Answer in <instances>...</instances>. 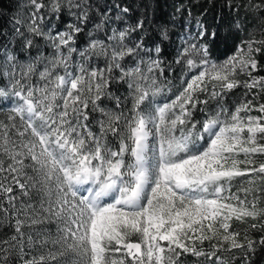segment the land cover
Returning a JSON list of instances; mask_svg holds the SVG:
<instances>
[{"label":"snow or ice","instance_id":"obj_1","mask_svg":"<svg viewBox=\"0 0 264 264\" xmlns=\"http://www.w3.org/2000/svg\"><path fill=\"white\" fill-rule=\"evenodd\" d=\"M207 4L172 61L169 29L152 47L132 40L145 22L119 27L120 4L113 16L94 0H26L25 18L0 31V101H12L0 120V264H253L264 249V103H253L264 0ZM217 6L241 36L220 63L201 18ZM173 64L181 88L157 103Z\"/></svg>","mask_w":264,"mask_h":264},{"label":"trees","instance_id":"obj_2","mask_svg":"<svg viewBox=\"0 0 264 264\" xmlns=\"http://www.w3.org/2000/svg\"><path fill=\"white\" fill-rule=\"evenodd\" d=\"M26 0H0V31L10 32L12 29V18L19 16L25 18L26 9L24 7ZM94 3L99 5L100 10L111 9L112 15L115 16L117 9L116 4L121 7H127L130 11L124 14V19L118 23L125 27L127 25H135L138 21L144 20L145 29L143 32L132 33L131 38L137 40L143 35L144 43L148 47H152L154 43L160 41V31L162 28L169 29L170 40L164 41L162 47L165 50L164 59L172 61L177 55V41L180 35L184 32L186 25L198 17L201 11L208 7L207 0H94ZM177 8H181V12H177ZM190 10L192 15L188 16L187 11ZM219 7L211 8L205 16L201 17L210 28L217 31V38L209 45L212 53V59L216 62L223 61L234 54L236 46L240 42L241 36L235 31L233 25L234 17L225 12L222 16H218ZM95 15L98 16V13ZM70 19L69 17H62L60 22H57L58 28L63 27V21ZM91 27V25H89ZM84 34H81L82 38ZM43 43V42H41ZM46 52V49H45ZM25 54L20 53L21 58ZM264 63V61H262ZM173 73L170 77L172 79V90L167 94L166 100L174 98V95L181 88V68L179 65L173 64ZM264 75V72L259 73ZM255 91V90H253ZM122 93H126L125 88H121ZM243 95L241 89H236L230 94L228 103L234 108L235 104L239 102ZM252 97L250 96L251 99ZM256 103H264V94H261L253 101ZM8 101H0V110L6 107ZM253 116L261 115L257 111H252ZM203 114L197 113V119H203ZM256 161L264 162V155L257 154ZM255 175V174H251ZM248 179L247 177H241ZM259 183V181H258ZM236 225V222H233ZM53 226V227H52ZM51 229L54 225H49ZM243 227V225H240ZM259 230H252L251 235L259 239L261 236ZM253 264H264V249L258 250Z\"/></svg>","mask_w":264,"mask_h":264},{"label":"rangeland","instance_id":"obj_3","mask_svg":"<svg viewBox=\"0 0 264 264\" xmlns=\"http://www.w3.org/2000/svg\"><path fill=\"white\" fill-rule=\"evenodd\" d=\"M117 23H118V22H117ZM118 25H119V27L123 28V26H121V24L118 23ZM113 26H116V25H113ZM185 32H186V28H185L184 32H183L181 35L185 34ZM181 35H180V36H181ZM131 39L134 40L133 38H131ZM85 40H86V37H85V36L82 37V38H80V40H79V44H80V45H83V44L85 43ZM180 45H181V41H180V39L178 38V41H177V49L180 48ZM49 51H50V49H46L45 54H47ZM129 59H130V58H126V60H129ZM225 60H226V59H225ZM223 61H224V60H223ZM223 61H220V62H223ZM220 62H217V63H220ZM129 66H131V64H129ZM179 66H180V65H179ZM180 68H181V66H180ZM35 79H36V78L34 77V78H33V82H35ZM248 98H250V96H249ZM156 102H157V103H163V102H166V98H165L164 96L158 97ZM11 103H12V101H11V100H8V104H7V106L4 107L2 110H0V120H4V119H6L7 114H8V109H9V106L11 105ZM250 114H251V113H250ZM242 115H243V113H242ZM251 115H252V114H251ZM255 159H256V157H255ZM244 181H245V179H243V178H241V177H240V178H237L236 181L233 182V188H232V191H233V192H236V191H237V188L240 187V186H241V183L244 182ZM243 186L246 187L247 184L244 183ZM240 195L243 196L244 193H240ZM52 227H53V226H52ZM52 230H53V232H54V230H55V225H54V228H52Z\"/></svg>","mask_w":264,"mask_h":264}]
</instances>
